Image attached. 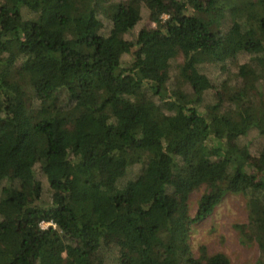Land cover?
I'll use <instances>...</instances> for the list:
<instances>
[{"label": "trees", "instance_id": "trees-1", "mask_svg": "<svg viewBox=\"0 0 264 264\" xmlns=\"http://www.w3.org/2000/svg\"><path fill=\"white\" fill-rule=\"evenodd\" d=\"M0 128V264H230L190 244L227 193L264 264V0H0Z\"/></svg>", "mask_w": 264, "mask_h": 264}, {"label": "rangeland", "instance_id": "rangeland-1", "mask_svg": "<svg viewBox=\"0 0 264 264\" xmlns=\"http://www.w3.org/2000/svg\"><path fill=\"white\" fill-rule=\"evenodd\" d=\"M140 19L132 31L135 34L141 27L153 28L154 25L148 21V7L143 5L139 11ZM129 58L125 57L124 62H128ZM182 59L178 61L169 62L168 75L172 78L178 69L177 64H183ZM247 61V57L243 56L238 59L239 64ZM168 67V66H167ZM166 65L162 69V73H166ZM174 67V69H172ZM176 67V68H175ZM234 72V68L230 66L222 67L221 65L210 66L204 64L199 67H194L191 64H184L183 71L185 73L199 72L204 75L212 86L220 85L226 73ZM170 81V85H171ZM210 93V92H209ZM209 93H206L205 99L210 100ZM0 135L9 138L10 134L0 128ZM264 145V137L259 135L256 131H252L247 137L239 140L238 143H233V148L236 152H241L244 149L249 153V162L254 165L258 163V153ZM7 174L9 177L14 176V167L8 165ZM125 177H132L135 174L133 168L126 170ZM45 184V180H44ZM3 183L0 185V190ZM201 192H194L190 195L188 200L189 214L194 215L197 207V201ZM46 197V195H45ZM247 222V210L245 199L233 193H227L220 204L214 209L213 213L202 223L194 226L192 235L190 236V244L194 255L197 256L200 245L206 247L208 254L223 253L230 261V264H256L258 258V250L255 244L242 245L239 241V234L236 225L245 224ZM47 227L48 224H43Z\"/></svg>", "mask_w": 264, "mask_h": 264}, {"label": "built area", "instance_id": "built-area-1", "mask_svg": "<svg viewBox=\"0 0 264 264\" xmlns=\"http://www.w3.org/2000/svg\"><path fill=\"white\" fill-rule=\"evenodd\" d=\"M41 226H42L43 228H45V226H43V224H41Z\"/></svg>", "mask_w": 264, "mask_h": 264}]
</instances>
